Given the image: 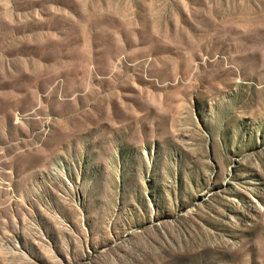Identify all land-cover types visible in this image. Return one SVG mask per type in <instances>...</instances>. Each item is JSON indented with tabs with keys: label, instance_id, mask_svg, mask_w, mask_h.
Returning a JSON list of instances; mask_svg holds the SVG:
<instances>
[{
	"label": "rangeland",
	"instance_id": "obj_1",
	"mask_svg": "<svg viewBox=\"0 0 264 264\" xmlns=\"http://www.w3.org/2000/svg\"><path fill=\"white\" fill-rule=\"evenodd\" d=\"M0 264H264V0H0Z\"/></svg>",
	"mask_w": 264,
	"mask_h": 264
}]
</instances>
